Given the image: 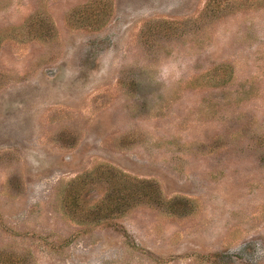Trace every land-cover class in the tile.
Segmentation results:
<instances>
[{
	"label": "rangeland",
	"instance_id": "374dc122",
	"mask_svg": "<svg viewBox=\"0 0 264 264\" xmlns=\"http://www.w3.org/2000/svg\"><path fill=\"white\" fill-rule=\"evenodd\" d=\"M0 264H264V0H0Z\"/></svg>",
	"mask_w": 264,
	"mask_h": 264
}]
</instances>
